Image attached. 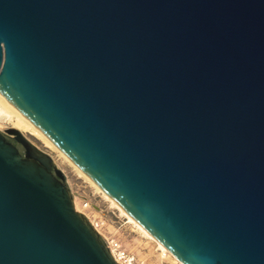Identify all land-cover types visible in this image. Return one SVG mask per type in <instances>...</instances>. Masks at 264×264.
I'll list each match as a JSON object with an SVG mask.
<instances>
[{"label":"water","instance_id":"water-1","mask_svg":"<svg viewBox=\"0 0 264 264\" xmlns=\"http://www.w3.org/2000/svg\"><path fill=\"white\" fill-rule=\"evenodd\" d=\"M0 93L182 264H264V0H0ZM0 264H119L15 128Z\"/></svg>","mask_w":264,"mask_h":264},{"label":"rangeland","instance_id":"rangeland-1","mask_svg":"<svg viewBox=\"0 0 264 264\" xmlns=\"http://www.w3.org/2000/svg\"><path fill=\"white\" fill-rule=\"evenodd\" d=\"M5 131L12 128V124L5 120ZM22 132V131H21ZM31 142L48 153L59 169L67 177V181L74 195L75 205L79 212L97 225V230L106 241L113 242L117 248L130 254L135 258L136 264H182L171 254L163 255L157 241L145 236L127 216L113 206L101 192H99L91 181L79 174V172L63 157L27 131L22 132Z\"/></svg>","mask_w":264,"mask_h":264},{"label":"bare ground","instance_id":"bare-ground-1","mask_svg":"<svg viewBox=\"0 0 264 264\" xmlns=\"http://www.w3.org/2000/svg\"><path fill=\"white\" fill-rule=\"evenodd\" d=\"M5 120L9 121L12 124V128H15L22 132H29L30 134L41 140L46 147L51 150L57 151L65 161L70 163L79 172V174L91 181V183L94 184L96 189L101 192L103 196L108 199L113 206L117 207L123 215L127 216L128 220L133 223L145 236L152 239L153 241H157L149 232H147L140 224H138L122 207H120L112 198H110L93 180H91L76 164H74L39 128H37L22 112L15 108L0 93V129L4 127L3 121ZM76 209L79 210V207L77 206ZM157 243L160 249L162 250L163 255H166L168 253L173 255L161 243H159L158 241ZM175 259L177 260V258Z\"/></svg>","mask_w":264,"mask_h":264},{"label":"built area","instance_id":"built-area-1","mask_svg":"<svg viewBox=\"0 0 264 264\" xmlns=\"http://www.w3.org/2000/svg\"><path fill=\"white\" fill-rule=\"evenodd\" d=\"M94 225V224H93ZM97 229V225H94ZM108 246L111 250V253L114 257V259L119 263V264H136L135 258L131 256L130 254H127L126 252L120 250V248L116 247V244L113 242L107 241Z\"/></svg>","mask_w":264,"mask_h":264}]
</instances>
